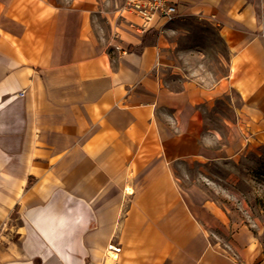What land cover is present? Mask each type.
<instances>
[{
	"label": "crops",
	"instance_id": "obj_1",
	"mask_svg": "<svg viewBox=\"0 0 264 264\" xmlns=\"http://www.w3.org/2000/svg\"><path fill=\"white\" fill-rule=\"evenodd\" d=\"M169 1L225 48L207 87H170L172 22L124 0H0V264H259L246 229L240 260L216 248L172 164L211 158L203 114L231 95L242 148L264 150V0Z\"/></svg>",
	"mask_w": 264,
	"mask_h": 264
},
{
	"label": "rangeland",
	"instance_id": "obj_2",
	"mask_svg": "<svg viewBox=\"0 0 264 264\" xmlns=\"http://www.w3.org/2000/svg\"><path fill=\"white\" fill-rule=\"evenodd\" d=\"M169 26L173 33L165 55L169 67L164 73L170 87L176 89L182 82L207 87L225 74L227 55L213 26L195 19L176 20ZM229 98L237 102L234 95L223 97L203 114V134L211 158L177 161L172 173L186 197L217 213L209 237L218 250L240 260L229 240L234 231L243 228L253 241L249 254L260 255L259 264H264V150L242 148L240 120L232 111L236 104L231 106Z\"/></svg>",
	"mask_w": 264,
	"mask_h": 264
},
{
	"label": "built area",
	"instance_id": "obj_3",
	"mask_svg": "<svg viewBox=\"0 0 264 264\" xmlns=\"http://www.w3.org/2000/svg\"><path fill=\"white\" fill-rule=\"evenodd\" d=\"M123 8L130 11L142 21V27L145 28L157 18L165 22H172L177 17V9L169 0H124ZM24 94L23 91L19 96ZM108 253H118L119 248L109 245Z\"/></svg>",
	"mask_w": 264,
	"mask_h": 264
},
{
	"label": "bare ground",
	"instance_id": "obj_4",
	"mask_svg": "<svg viewBox=\"0 0 264 264\" xmlns=\"http://www.w3.org/2000/svg\"><path fill=\"white\" fill-rule=\"evenodd\" d=\"M109 254H111L112 256L114 255V254H112V253H109ZM111 255H110V256H111ZM113 257H114V256H113ZM114 258H115V257H114Z\"/></svg>",
	"mask_w": 264,
	"mask_h": 264
}]
</instances>
